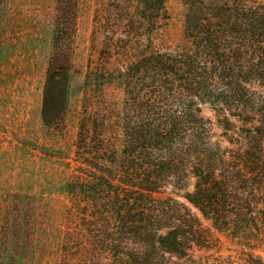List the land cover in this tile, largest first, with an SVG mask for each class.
I'll list each match as a JSON object with an SVG mask.
<instances>
[{"label":"trees","instance_id":"trees-1","mask_svg":"<svg viewBox=\"0 0 264 264\" xmlns=\"http://www.w3.org/2000/svg\"><path fill=\"white\" fill-rule=\"evenodd\" d=\"M55 1L40 110L49 129L68 109L78 0ZM165 2L110 0L94 15L100 46L83 82L80 173L63 183L80 192V252L94 264H192V246L207 240L186 202L245 245L264 242V0H185L182 39L162 50ZM110 85L123 91L115 116L103 100ZM168 187L186 202L163 195Z\"/></svg>","mask_w":264,"mask_h":264},{"label":"rangeland","instance_id":"rangeland-1","mask_svg":"<svg viewBox=\"0 0 264 264\" xmlns=\"http://www.w3.org/2000/svg\"><path fill=\"white\" fill-rule=\"evenodd\" d=\"M109 1H77L68 109L62 124L49 129L42 123L40 110L56 1L0 0V264H8L10 255L16 256L14 264H94L80 252L85 244L80 239L77 211L80 192L65 191L63 183L80 173L83 82L100 46L92 45L94 15L104 12ZM165 6L169 20L154 40L162 50L182 39L188 9L185 0H166ZM122 97L121 88L105 87V107L114 116L121 110ZM202 114L211 120L215 138L229 145L213 108L203 105ZM115 135L113 145L119 147V129ZM163 195L186 202L181 190L168 187ZM186 203L199 218L207 240L192 246V264H253L259 257L264 264L263 241L245 245L240 237L216 228ZM15 223H21L20 231ZM25 224L26 230L22 228ZM18 234L23 240L26 237V243L19 241Z\"/></svg>","mask_w":264,"mask_h":264}]
</instances>
